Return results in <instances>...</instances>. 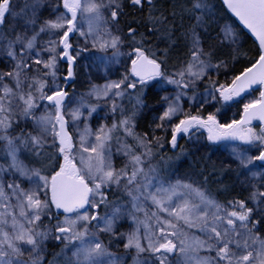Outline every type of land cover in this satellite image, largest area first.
I'll use <instances>...</instances> for the list:
<instances>
[{"label": "snow or ice", "instance_id": "snow-or-ice-1", "mask_svg": "<svg viewBox=\"0 0 264 264\" xmlns=\"http://www.w3.org/2000/svg\"><path fill=\"white\" fill-rule=\"evenodd\" d=\"M0 264H264V0H0Z\"/></svg>", "mask_w": 264, "mask_h": 264}, {"label": "trees", "instance_id": "trees-1", "mask_svg": "<svg viewBox=\"0 0 264 264\" xmlns=\"http://www.w3.org/2000/svg\"><path fill=\"white\" fill-rule=\"evenodd\" d=\"M214 3H216V7L217 8H220V0H214ZM224 11L225 10H222V14H224ZM227 17H228L229 23L235 22L237 25H239L237 23V21L234 19V17L231 16L230 13H227ZM239 27L245 33V35L242 38L243 39V48H244V50L245 51H248L249 52V55L254 54L255 53V50H256V47L258 46L257 43H256V41L240 25H239ZM81 63L83 64L84 62L81 61ZM241 66L242 65L237 64L236 67H237V69H239ZM122 71H123V69H121V72ZM116 78H117L116 75H114L112 77V79H116ZM86 80H87L86 76L85 75H81V77L79 78V81H78V83L76 85V90H77L78 93H83V92H86L87 91L88 85H87ZM257 93L258 92L254 93V95L257 94ZM125 103H127V101H125ZM236 107H237V112H238L239 108L242 107V105H238ZM237 118H238V116H237ZM180 143L181 144H184L185 141L184 140H181ZM169 155H171V153H169ZM214 158L215 157H213V159ZM190 162H191L190 160H187L186 159L185 162H184V164H183V166L180 168V171L181 172H184L185 169L188 168V165H189ZM49 258H51V257H49Z\"/></svg>", "mask_w": 264, "mask_h": 264}, {"label": "rangeland", "instance_id": "rangeland-1", "mask_svg": "<svg viewBox=\"0 0 264 264\" xmlns=\"http://www.w3.org/2000/svg\"><path fill=\"white\" fill-rule=\"evenodd\" d=\"M73 39H75V37L73 38ZM82 62H84V63H87V61H82ZM87 78V77H86ZM96 83H100V84H102L103 83V81L102 80H98V81H95ZM256 96H258L259 95V93H257V94H255ZM249 98V97H248ZM251 98V97H250ZM234 113H237V107L235 106V107H233V108H231L229 111H228V116L229 117H231ZM259 122H255L254 123V125L255 124H258ZM93 124H95V122H93ZM215 159V158H214ZM181 172V171H180ZM181 173H183V172H181ZM115 250V249H114Z\"/></svg>", "mask_w": 264, "mask_h": 264}, {"label": "water", "instance_id": "water-1", "mask_svg": "<svg viewBox=\"0 0 264 264\" xmlns=\"http://www.w3.org/2000/svg\"><path fill=\"white\" fill-rule=\"evenodd\" d=\"M233 17V16H232ZM234 19L236 20V18L234 17ZM237 21V23L239 24V22H238V20H236ZM242 28H243V26L242 25H240ZM244 29V28H243ZM255 41H256V39H255V37L254 36H252V34L247 30V29H244ZM256 43H257V45H258V42L256 41ZM255 122H258V121H254L253 123H255Z\"/></svg>", "mask_w": 264, "mask_h": 264}]
</instances>
